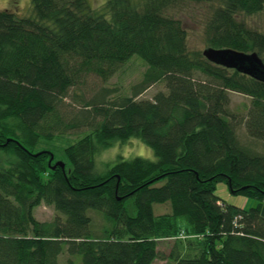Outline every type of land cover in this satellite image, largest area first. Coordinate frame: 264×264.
<instances>
[{
  "label": "trees",
  "instance_id": "trees-1",
  "mask_svg": "<svg viewBox=\"0 0 264 264\" xmlns=\"http://www.w3.org/2000/svg\"><path fill=\"white\" fill-rule=\"evenodd\" d=\"M30 1L32 17L0 11V150L17 159L0 162V264H60L63 253L64 264H264V151L240 144L227 109L229 91L248 96L264 131V81L187 50L185 29L167 15L185 0H107L99 9L89 0ZM261 12L264 0H220L207 48L256 53L264 63V28L237 19ZM133 56L147 64L133 96L107 101L104 93L59 123V103L86 73L106 81ZM159 81L166 93L136 100ZM59 127L88 133L63 149V169H52L54 158L32 149ZM131 138L156 161L96 167L98 152ZM219 183L256 207L221 201ZM165 203L170 212L154 215ZM41 204L56 212L51 222L34 218ZM89 211L102 216L97 231ZM164 240H174L165 258Z\"/></svg>",
  "mask_w": 264,
  "mask_h": 264
},
{
  "label": "rangeland",
  "instance_id": "rangeland-1",
  "mask_svg": "<svg viewBox=\"0 0 264 264\" xmlns=\"http://www.w3.org/2000/svg\"><path fill=\"white\" fill-rule=\"evenodd\" d=\"M107 0H89L90 5L94 9H99ZM220 0H211L209 2H193L182 1L178 5L168 10L167 15L179 20L186 32V47L189 52H202L207 48L205 44V27L213 12L218 8ZM10 10L19 17H32V5L30 0H0V11ZM238 20L243 21L249 28L258 31H263L264 28V12L257 13L252 16L239 15ZM147 69V64L138 56H133L129 61L125 62L118 68L114 74L106 81L101 80L93 73H86L75 87L71 88L67 96L58 105L59 123H69L88 109L87 102L93 101L96 97L104 95L107 101H115L120 97L133 96V89L142 81L143 74ZM109 91V92H105ZM166 93L165 83L159 81L151 85L147 90L136 97V100H152L159 93ZM229 105L228 112L230 120L235 126V132L240 144L255 150L257 152L264 151V134L261 129L256 127V117L250 110L251 99L248 96L237 92H228ZM61 127L53 134L51 140H40L39 144L32 149L34 156L42 153L49 156L46 161L54 158L53 164L56 162L67 163L63 155V149L72 143L78 141L88 131L86 129L67 131L61 133ZM79 133V134H77ZM7 142V141H6ZM149 146L143 143L138 138H131L126 142L115 141L108 148L101 150L95 156L96 167L102 171L105 165L114 164L119 158L123 160H131L135 157H140L150 161ZM51 152V153H50ZM113 156L115 159L113 160ZM47 158V157H46ZM0 162L4 165L15 164L16 157L13 154L0 150ZM64 165V164H63ZM216 195L221 201L233 205L240 210H248L255 208L257 202L255 200L246 199L241 196H234L229 193L227 187L223 183L217 184ZM153 214L158 216L170 212L169 203L154 204ZM33 216L40 222H51L56 215L53 207L41 204L33 210ZM89 216L92 220L93 229L99 230L103 223L102 216L94 211H89ZM174 240L160 241L158 250L161 255L167 257L172 249ZM69 258L67 254H61L58 258L60 264H64ZM75 264H80V257L75 258ZM153 264H169L165 259H157Z\"/></svg>",
  "mask_w": 264,
  "mask_h": 264
},
{
  "label": "water",
  "instance_id": "water-1",
  "mask_svg": "<svg viewBox=\"0 0 264 264\" xmlns=\"http://www.w3.org/2000/svg\"><path fill=\"white\" fill-rule=\"evenodd\" d=\"M202 55L211 63L264 81V63L256 53L209 47L202 51ZM57 166L62 169L64 167L63 163L56 162L51 168L54 169Z\"/></svg>",
  "mask_w": 264,
  "mask_h": 264
},
{
  "label": "clouds",
  "instance_id": "clouds-1",
  "mask_svg": "<svg viewBox=\"0 0 264 264\" xmlns=\"http://www.w3.org/2000/svg\"><path fill=\"white\" fill-rule=\"evenodd\" d=\"M149 152H150V153H154V150L149 149ZM114 159H115V156H113V160H114ZM149 159H150L151 162H153V163L155 162V157H154V155H150V156H149Z\"/></svg>",
  "mask_w": 264,
  "mask_h": 264
}]
</instances>
